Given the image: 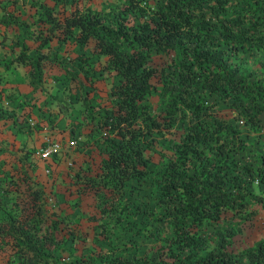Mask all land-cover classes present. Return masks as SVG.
Returning <instances> with one entry per match:
<instances>
[{
  "label": "trees",
  "instance_id": "1",
  "mask_svg": "<svg viewBox=\"0 0 264 264\" xmlns=\"http://www.w3.org/2000/svg\"><path fill=\"white\" fill-rule=\"evenodd\" d=\"M0 27L13 53L4 68L24 65L35 91L59 65L74 90L60 149L0 154L16 171L0 173V264H264V238L229 249L227 221L264 214V148L252 164L238 158L249 145L241 125L264 124V69L247 66L264 51V0H0ZM18 93L0 96L13 125L37 107ZM131 180L147 181L153 200L137 233L157 244L143 255L119 252L113 238L136 214L123 200ZM84 196L102 237L81 252L86 233L70 214Z\"/></svg>",
  "mask_w": 264,
  "mask_h": 264
},
{
  "label": "rangeland",
  "instance_id": "2",
  "mask_svg": "<svg viewBox=\"0 0 264 264\" xmlns=\"http://www.w3.org/2000/svg\"><path fill=\"white\" fill-rule=\"evenodd\" d=\"M94 3L102 4V0H91ZM3 28L0 27V39L2 37ZM7 39L12 35L11 30H7ZM8 40H6L7 42ZM56 45H54L55 47ZM73 44L65 42L59 48V53L66 54L64 48L71 49ZM79 49H75L72 54H76ZM13 53L8 46L0 45V86H4L5 79H8L11 82H17L19 86L18 94L22 98L27 100H32L37 106L30 113H26L28 106L22 108L23 113V122L13 125V120L15 114L12 113V116L4 115L0 116V154L7 151L9 154L14 156H20L25 150L28 149L32 152L33 157H39L41 151L45 148L52 149L53 142L58 144V149H60V132L59 130L65 126L66 117L63 115L66 112L64 106L66 105V93L74 92V90H69L72 86L70 80L66 77L65 71L59 65L48 66L46 70V79L43 81L42 85L35 91H33L30 86L27 84L26 76V67L22 64L13 63L9 68H4V65L12 57ZM256 60H251L248 62V68L255 70V73L263 75L264 63L261 60H264V51H255ZM8 69V71H6ZM254 77V73L251 75ZM109 78L105 83H101L106 90L109 87ZM7 83L6 85H9ZM5 85V86H6ZM13 87V86H10ZM160 87V86H158ZM3 89L0 87V96H2ZM13 92L9 93L12 94ZM14 93H16L14 91ZM104 93V91H103ZM18 100L15 102L18 105L22 106ZM149 99L152 103L153 112H158L163 104L161 103L160 98L158 97V92L154 91L149 96ZM20 103V104H19ZM25 103V104H26ZM225 108L224 103L220 104ZM24 106V105H23ZM72 117L79 113V103H74V107H70ZM58 112V114H56ZM11 114V113H10ZM31 115L34 120V125H27L25 117ZM56 116V125L50 126L49 118ZM27 125L25 127L23 124ZM21 126V129H19ZM51 127V128H50ZM242 133L246 136L249 145L246 149L238 153V158L241 162H247L252 164V156L257 150L264 148V124L256 128H251L248 125H241ZM53 134H55L54 139H51ZM168 154H171L170 150H167ZM157 158V155H156ZM2 159H8L0 157V173L2 170H5L4 174H12L16 171L14 170V165L9 162V165H4L1 161ZM13 159V158H11ZM46 167V166H45ZM62 167V165H61ZM45 172V168H44ZM253 185L256 186V179L253 180ZM54 191H56L54 189ZM58 196L61 198V193L57 192ZM76 195H73V200L76 202ZM123 200H128L127 208L136 212V214L130 215L122 223L114 225L113 238L119 246V252L130 254H139L143 255L146 252L152 251L156 246L157 241L155 238H149L142 234L137 233V228L143 224L144 215L141 212V209L146 206H153V200L150 194V186L147 181H137L131 180L125 185V194ZM51 201V199H50ZM51 204H55L54 200L51 201ZM76 203L71 202V205ZM71 209L68 207L67 210ZM93 202L89 196H84L80 200V205L75 206L70 216L74 220L72 226L78 228V234L82 237L81 234H85V238L78 242L79 251L85 252V245H95L99 242L102 237L99 233L100 227L96 224L90 214L93 212ZM4 215V211L0 209V216ZM129 220V221H128ZM227 221L232 224L233 235L230 237L228 247L229 249L238 250L246 245H251L255 240L264 238V214H259L255 218L250 220H241L237 218L229 217ZM98 233V234H97ZM59 255L63 254L66 251H57Z\"/></svg>",
  "mask_w": 264,
  "mask_h": 264
},
{
  "label": "built area",
  "instance_id": "3",
  "mask_svg": "<svg viewBox=\"0 0 264 264\" xmlns=\"http://www.w3.org/2000/svg\"><path fill=\"white\" fill-rule=\"evenodd\" d=\"M25 121H26V124L29 125V126L35 124V120H34V118H33L31 115H27V116L25 117ZM52 145H53V148H52V149L45 148V149L43 150V152L41 151V154L44 155V156H46V155H49L52 151L58 149V144H57V143L53 142ZM49 170H50V168L46 166V167H45V172H49Z\"/></svg>",
  "mask_w": 264,
  "mask_h": 264
},
{
  "label": "crops",
  "instance_id": "4",
  "mask_svg": "<svg viewBox=\"0 0 264 264\" xmlns=\"http://www.w3.org/2000/svg\"><path fill=\"white\" fill-rule=\"evenodd\" d=\"M7 83H10V84L9 85H6ZM14 85H18L17 82H15V84H14V82H11L8 79H5L4 86L3 87L0 86L3 89V91H2V98L6 99V95H8L9 93H11L13 91H15V92L17 91V88L19 86L17 87V86H14ZM10 86H13V87H10Z\"/></svg>",
  "mask_w": 264,
  "mask_h": 264
}]
</instances>
